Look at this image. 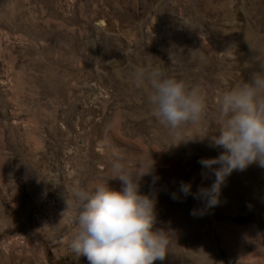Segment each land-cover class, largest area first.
<instances>
[{
    "label": "rangeland",
    "instance_id": "1",
    "mask_svg": "<svg viewBox=\"0 0 264 264\" xmlns=\"http://www.w3.org/2000/svg\"><path fill=\"white\" fill-rule=\"evenodd\" d=\"M149 65L206 98L187 142L173 145L133 79ZM261 66L264 0H0V264H88L69 247L65 188L121 190L117 155L133 169L154 161L140 191L170 241L154 264H264V168L234 170L212 208L194 198L215 179L198 161L224 151L219 97Z\"/></svg>",
    "mask_w": 264,
    "mask_h": 264
},
{
    "label": "clouds",
    "instance_id": "2",
    "mask_svg": "<svg viewBox=\"0 0 264 264\" xmlns=\"http://www.w3.org/2000/svg\"><path fill=\"white\" fill-rule=\"evenodd\" d=\"M261 68L218 99L220 129L212 136V143L224 151L218 157L198 161L215 179L194 195L204 198L208 208L219 203L221 187L234 170L244 171L252 164L264 168V66ZM132 76L138 86L147 83L150 87L151 114L169 130L176 141L173 145L190 140L184 138L181 128L203 118L207 104L201 89L189 87L158 66L136 67ZM112 170L110 178H119L121 190L110 188L108 180L92 189L79 185L65 188L69 193L65 196L67 209H76L71 251L86 256L88 264H154L163 260L170 241L167 232L154 229L155 198L140 191L143 178L154 172V161L141 160L133 169L117 155ZM202 177L208 179V172ZM157 179L153 175V183ZM191 188V183L181 181L179 193L192 195ZM179 193L173 192L171 198L178 199ZM192 214H196L195 209Z\"/></svg>",
    "mask_w": 264,
    "mask_h": 264
}]
</instances>
